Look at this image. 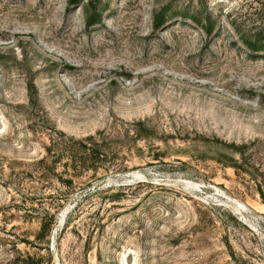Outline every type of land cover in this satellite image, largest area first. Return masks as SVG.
Wrapping results in <instances>:
<instances>
[{
    "label": "rangeland",
    "instance_id": "1",
    "mask_svg": "<svg viewBox=\"0 0 264 264\" xmlns=\"http://www.w3.org/2000/svg\"><path fill=\"white\" fill-rule=\"evenodd\" d=\"M88 1L0 0V264H264V0Z\"/></svg>",
    "mask_w": 264,
    "mask_h": 264
},
{
    "label": "trees",
    "instance_id": "2",
    "mask_svg": "<svg viewBox=\"0 0 264 264\" xmlns=\"http://www.w3.org/2000/svg\"><path fill=\"white\" fill-rule=\"evenodd\" d=\"M88 3H91V0H89ZM93 12H94V9L91 10V14L87 15V19H86L87 25L96 21L95 17L93 16L94 14ZM166 15L167 13H165V10L164 9L161 10L155 16V26L160 25L166 19ZM208 31H210V29H208ZM263 43H264L263 39L259 40V38H255L253 40L252 39L248 40L247 46L253 51H258V50H262V48L264 47ZM58 133L63 134L62 131H58ZM76 142H78L77 145L71 146L70 149L68 150L73 151L74 153L75 152L80 153V156L76 157L75 154L68 153V155L66 156L68 158L67 161L70 163L71 168L83 169L88 166L87 165L88 159L91 160L92 158V160H94L95 158H97V157H94L95 147H92L91 145L94 142V137L92 135H87L83 140H80V141L78 140ZM57 149H60V147H58V144L52 139L49 141V144L47 145V147H45V151L47 154H54L56 153ZM90 166L93 168L94 165L92 164Z\"/></svg>",
    "mask_w": 264,
    "mask_h": 264
}]
</instances>
